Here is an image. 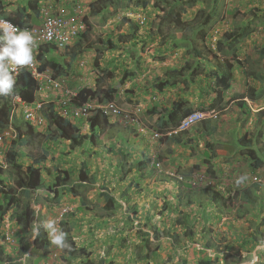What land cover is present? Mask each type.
<instances>
[{"label":"rangeland","instance_id":"1","mask_svg":"<svg viewBox=\"0 0 264 264\" xmlns=\"http://www.w3.org/2000/svg\"><path fill=\"white\" fill-rule=\"evenodd\" d=\"M7 2L16 10L11 18L27 19V0ZM87 22L79 42L56 53L58 74L75 92L86 87L105 95L116 88L119 115L99 118L95 130L85 122L77 129L83 144L74 145L56 139L48 123L27 121L17 106L12 137L0 151V180L16 187L20 207L31 205L35 227L62 221L69 247L52 244L41 258L31 251L35 234L20 228L17 245L7 246L2 230L8 213L0 220V264H264V0H130L90 14ZM233 29L247 34L231 41L226 34ZM222 59L231 60L234 80L219 96L214 65ZM172 70L181 74L159 90ZM249 94L258 97L252 101ZM174 103L215 112L216 134L207 136L196 123L180 129L175 142L163 124L164 110ZM16 127L26 142L11 166L5 152ZM243 136L258 151L259 168ZM30 166L41 172L37 191H26ZM59 176L68 179L56 186ZM216 191L221 197L214 201ZM107 198L115 200L111 207Z\"/></svg>","mask_w":264,"mask_h":264},{"label":"clouds","instance_id":"2","mask_svg":"<svg viewBox=\"0 0 264 264\" xmlns=\"http://www.w3.org/2000/svg\"><path fill=\"white\" fill-rule=\"evenodd\" d=\"M27 1H28V3L31 2L30 0H27ZM98 1H101V0H58L57 2H47L45 4L42 3L40 6L37 5V9L34 12H32V10H30V8H28L29 11L27 14H31V17H29L27 19H29L30 22L27 21V19L23 18L26 21V23L24 25L20 24V22L23 20L21 18L20 14H19V16H16L19 19L17 21L9 16L12 14L11 11H16L15 9L10 10V6H13L12 3L11 4L8 3L7 0H5V2H3V1L0 2V96H9V95L13 94L14 87L17 84V76L23 72L29 73V75L37 82V86H38L37 93H36L37 99L35 102H33V103L23 102L20 98H17L15 100L11 120L13 119V115H14L15 110L17 109V106H20V108L22 109L23 115L27 121L34 122V123H37L39 125L46 124L47 123L46 119L43 118V116L41 115V109H42L43 102H52V103L56 104L59 116L70 121L72 124H74L76 126L77 129L80 126H82L85 122H87L88 125L90 122L92 123L91 118H94L97 115H100L101 118L104 120H108V119L113 120L116 117H118L119 114L117 116L106 115L100 109L92 110L91 113H89L88 116L82 120H73V119H69V118L64 117L61 114V110H60L62 101H68L69 105L74 106V107L83 106L84 104H86L88 102H96V103L102 104V105L108 104L110 102H113L116 105V103H115L114 99L112 101H103L102 102L101 99L105 98L106 93H105V95L104 94H96L97 95L96 97L89 98L85 102H82L81 104L76 103L75 98L77 97L79 91L75 92V91L71 90L70 88H68V86L66 85V80L63 78V75L58 74L61 72L62 66H61L60 72L51 68L50 66L44 70H41V64L37 59V55L39 54V51L42 49V54L47 56V58L53 57L57 61L61 60V59L57 58L56 53L57 52H63V53L68 52L71 48H73L79 42L81 36L85 35V33L88 30L87 18L90 14H92L91 12H92L93 5H97ZM143 5H145V3ZM29 7H30V5H29ZM44 7H51L54 11L66 8L71 12L72 16H74V8H78V10L81 14L80 18L82 19V21L85 25V28L77 34V36L72 40L71 44L69 46H67L65 49L59 48L54 43H45V41L41 42V44H39L36 47V39H35L33 33L30 30L26 29L28 27L32 28L35 25L39 26L42 24V20H43L42 9ZM110 7H113V6H110ZM118 10H120V9H118ZM133 14L134 13H131L130 15L132 17H134V19L137 20L138 23L139 22L141 24L144 23L143 17L141 15H138V14L133 15ZM3 24L6 27L5 29H3L1 26ZM12 26H16L20 29H17V28L12 27ZM217 46H218V43L212 44L210 46V49L215 53L218 50ZM215 57L217 59H219L218 56H215ZM33 62L37 66V69L35 72L28 69V66L32 65ZM222 62H223V59L219 60V62H217V64H221ZM228 62L232 63L231 60H229ZM58 63L60 64V62H58ZM216 65H214L215 70H216ZM46 72H50V75H52V77L60 84V86L55 87L54 85L49 84L47 82L48 79H46V77L43 76V74H45ZM217 73H218V71H217ZM261 80H262V78L259 79V81H261ZM260 84H264V83L260 82ZM88 89H90V88H88ZM251 89H253V88H251ZM90 90H92V89H90ZM67 92H70V93L67 94ZM116 93H117V89H116ZM51 95H54V98L51 99L50 98ZM249 96H251L255 99H251ZM247 97H249L250 100L255 101L257 99L258 95L249 94ZM250 100H248L246 98L247 104H248L249 108L251 109L252 104H251ZM38 105H41L40 109L38 108ZM27 109L34 110L33 111L34 116L30 119L27 117V113H26ZM194 113H211L212 114V116L205 117L198 122V124L201 123V125H202V121L205 119H212L215 112H211L208 110L207 111H199L198 110V111H193L190 115H192ZM182 121L180 122V124L182 123ZM48 124H49V122H48ZM180 124L175 129L169 131V134H171L170 138H173L176 134H178V132L180 131ZM10 128H11V125L8 129L4 130L3 132H0V149H1L0 151H2L3 147L5 146L4 143H5L6 136L12 137V132H10V130H11ZM77 129H76V131H77ZM157 138H159V140H160V136ZM12 141H11V143H12ZM11 143H10V145H11ZM10 145H9V147H10ZM9 147L7 148V150L9 149ZM253 149H256V148L253 147ZM5 161H6V154H5ZM159 165L160 164H157L158 167H159ZM169 172L170 171L167 172L168 175H171ZM171 176H174V175H171ZM179 178H180V180H182V177H179ZM253 179L257 180V178H253ZM214 201H216V200H214ZM8 213H11V215L9 216V219L7 220V222L3 224V230H2L3 242L7 246L10 247V246L17 245V241L19 238L18 231L20 228L21 231L24 234H26V236L35 234V237L33 238L34 239L33 248H31V251H36V253L41 254V258H45L44 255L46 257L48 256V252H46V251L49 248H51L52 244L57 246V247H60V248L69 247V245L67 244V233L64 232L63 230H61L57 226V222L54 219H48L47 221L43 222L41 226L35 227L33 224V226H31L28 230H23L18 225L16 219L13 217V214H14L13 210H10ZM8 213L3 216V219L6 215H8ZM35 221H36V218H35ZM40 228L45 229V231L48 234V240H49V244H47V246L42 247V248L36 245V241L41 238V237H39V232L41 233L43 231V230L40 231ZM14 241H16V243H14ZM39 251H41V252H39ZM30 253H32V252H29V254ZM28 257H26V259H25L26 262H27Z\"/></svg>","mask_w":264,"mask_h":264},{"label":"trees","instance_id":"3","mask_svg":"<svg viewBox=\"0 0 264 264\" xmlns=\"http://www.w3.org/2000/svg\"><path fill=\"white\" fill-rule=\"evenodd\" d=\"M124 1L129 2L130 0H101L99 4L93 5L91 13L93 16H98L100 13L104 12V10L108 9L110 6H113L117 9L120 6V4ZM178 1L186 2L191 5L194 0H178ZM29 5L32 12L36 11L37 9L36 2L34 3L30 2ZM20 16L22 19L24 18L22 14H20ZM26 17L27 18L31 17V14H27ZM24 19L20 22L21 25H24L26 23ZM246 34L247 32L243 34L242 31L240 32L237 29L236 30L233 29V31L228 32L226 36L227 39H230L231 41H237V40L239 41ZM110 48H113V46H110ZM262 54L264 55V50ZM37 59L41 64V70H44L50 66L51 68L60 72L61 65L58 63V61L55 60L53 57L47 58V56L42 54V49L39 51V54L37 55ZM216 70L218 71V76H216V81H217L216 84L220 89L218 91V95L220 96L222 95V93H224V91L229 90L232 85V82L234 80V66L232 63L225 60L221 64L216 65ZM196 73H198L197 70L193 72V74ZM169 74L171 76L167 78L166 81L159 84L158 86L159 90H162L165 87L172 86L174 80L173 76L180 75L181 71L172 70L169 71ZM109 77L112 78L113 75ZM126 79L127 77L124 76L121 79L120 83L124 84ZM37 89H38L37 82L29 75V73L23 72L17 76V84L14 87L13 94L9 96H0V132H3L4 130L10 127L15 100L17 98H20L23 102L33 103L37 99V95H36ZM96 94L97 92L93 90H90L88 88H82L79 90V93L75 98V102L81 104L82 102H85L89 98L96 97L97 96ZM115 94H116V89L110 88L109 90L106 91V96L105 98H102L101 101L102 102L112 101L114 99ZM249 97L251 99H255L251 96ZM241 98H245V97H241ZM215 108L216 106L214 104L210 105L209 107V109H215ZM164 112H165V117L163 119V124L165 126H168L170 130H173L176 127H178V125L184 118L190 116V114L193 111L191 109H185L183 106H181L178 103H174L170 109H165ZM153 113H157L156 110H153ZM41 115L43 116V118L46 119L47 123L49 122L50 127L56 132L57 134V136L55 137L56 139H60L63 141H70L74 145L83 144L85 136H82L79 132L76 131L77 128L74 124L59 116L56 104L52 102H43ZM99 118L102 119L100 115L91 118L92 128H94V130H95V126L96 125L98 126L101 123ZM202 126L204 133L208 136L213 137L218 130L217 126L212 124V119L203 120ZM173 140L177 143L180 142V140L176 136L173 137ZM241 141H244L245 144L248 145L247 154L253 160V165L259 168L260 164L263 161L260 155L258 154V151L251 147L252 145L251 140L246 141L245 136H243L241 138ZM25 142L26 141L23 137L22 131L18 127H16V138L12 141L9 149L6 152V162L9 165L11 166L18 165L20 148L25 144ZM18 168L22 169L21 166H18ZM28 169L29 170L26 174L27 176L26 191H37L38 189L43 187V184L41 183V172L35 166L33 167L30 166L28 167ZM1 176H2V170L0 168V177ZM67 179H68L67 176L64 178H61V176H59L56 186H58L59 181L67 182ZM70 189L71 191H73L72 188ZM53 192L54 194L58 195V192L56 190H54ZM50 193L52 194V192ZM0 195H2V200L4 199L3 204L0 205V220L10 210H13L14 212L13 217L16 219L18 225L23 230H28L31 226H33L35 222V212L30 204H27L24 207H20L21 204L20 194L18 193L15 186H9L8 184L0 180ZM220 197L221 194L217 191L212 196L214 200H218L220 199ZM245 199L251 201L252 203L254 202L249 197H246ZM112 203H115L114 198H107V204L109 207H111ZM60 223L62 225V221H60ZM61 225L59 226V228H61ZM40 231H42L41 233L39 232V237L41 238L36 241V245L42 248L47 246V244H49V240H48V234L45 231V229L40 228ZM87 264H94V263L89 262ZM202 264H211V262L207 261V262H203Z\"/></svg>","mask_w":264,"mask_h":264},{"label":"built area","instance_id":"4","mask_svg":"<svg viewBox=\"0 0 264 264\" xmlns=\"http://www.w3.org/2000/svg\"><path fill=\"white\" fill-rule=\"evenodd\" d=\"M80 12L78 8H74V16L71 15V12L66 9L53 10L51 7H44L42 9V24L39 26H33L32 28H26L30 30L35 39H36V47L41 44V42L45 43H54L59 48H66L72 42V40L77 36V34L85 28V25L80 18ZM3 29H5V25H1ZM17 29H20L16 26H12ZM28 69L33 72L36 71L37 66L33 62L32 65L28 66ZM43 76L48 79V83L54 85L55 87L60 86V84L50 75V72H46ZM70 92H67L69 94ZM38 108H41V105H38ZM100 109L106 115H114L117 116L119 114V110L113 102L102 105L96 102H88L83 106L74 107L70 106L68 101L61 102V114L69 119L73 120H82L91 113L92 110ZM34 110L27 109V117L32 118ZM212 116L211 113H194L187 118H185L180 124V129H189L194 124L198 123L201 119L205 117ZM156 137H159L156 134Z\"/></svg>","mask_w":264,"mask_h":264},{"label":"crops","instance_id":"5","mask_svg":"<svg viewBox=\"0 0 264 264\" xmlns=\"http://www.w3.org/2000/svg\"><path fill=\"white\" fill-rule=\"evenodd\" d=\"M255 146V145H254Z\"/></svg>","mask_w":264,"mask_h":264}]
</instances>
